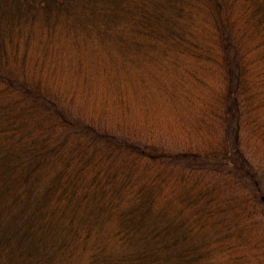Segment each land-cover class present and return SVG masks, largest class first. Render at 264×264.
Wrapping results in <instances>:
<instances>
[{
	"label": "trees",
	"instance_id": "obj_1",
	"mask_svg": "<svg viewBox=\"0 0 264 264\" xmlns=\"http://www.w3.org/2000/svg\"><path fill=\"white\" fill-rule=\"evenodd\" d=\"M0 264H264V0H0Z\"/></svg>",
	"mask_w": 264,
	"mask_h": 264
}]
</instances>
